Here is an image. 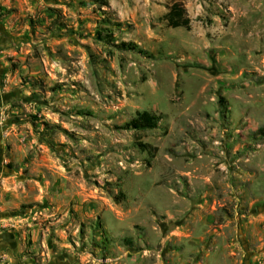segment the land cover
<instances>
[{"label": "rangeland", "instance_id": "obj_1", "mask_svg": "<svg viewBox=\"0 0 264 264\" xmlns=\"http://www.w3.org/2000/svg\"><path fill=\"white\" fill-rule=\"evenodd\" d=\"M263 127L264 0H0V264H264Z\"/></svg>", "mask_w": 264, "mask_h": 264}, {"label": "trees", "instance_id": "obj_2", "mask_svg": "<svg viewBox=\"0 0 264 264\" xmlns=\"http://www.w3.org/2000/svg\"><path fill=\"white\" fill-rule=\"evenodd\" d=\"M165 20L167 22V25L173 28H190L191 26V20L188 16L187 9L180 1L172 2V4L169 6L168 12L165 14ZM99 36H102L100 32ZM112 38V33H106L102 37V39L107 41L111 40ZM123 46L131 50L137 49V46L133 43L124 42ZM162 117L163 116L161 114H156L147 110L139 111L124 126L126 129L136 131L147 128H157L162 120ZM258 133L264 134V127L260 128Z\"/></svg>", "mask_w": 264, "mask_h": 264}]
</instances>
